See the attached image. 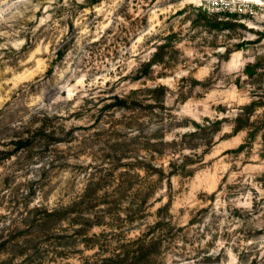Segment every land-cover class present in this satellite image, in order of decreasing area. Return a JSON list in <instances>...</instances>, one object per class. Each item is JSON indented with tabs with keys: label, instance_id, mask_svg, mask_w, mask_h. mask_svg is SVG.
Here are the masks:
<instances>
[{
	"label": "rangeland",
	"instance_id": "374dc122",
	"mask_svg": "<svg viewBox=\"0 0 264 264\" xmlns=\"http://www.w3.org/2000/svg\"><path fill=\"white\" fill-rule=\"evenodd\" d=\"M0 264H264V10L0 0Z\"/></svg>",
	"mask_w": 264,
	"mask_h": 264
},
{
	"label": "built area",
	"instance_id": "2783aa9c",
	"mask_svg": "<svg viewBox=\"0 0 264 264\" xmlns=\"http://www.w3.org/2000/svg\"><path fill=\"white\" fill-rule=\"evenodd\" d=\"M209 13L256 17L264 10V0H193Z\"/></svg>",
	"mask_w": 264,
	"mask_h": 264
},
{
	"label": "trees",
	"instance_id": "16d2710c",
	"mask_svg": "<svg viewBox=\"0 0 264 264\" xmlns=\"http://www.w3.org/2000/svg\"><path fill=\"white\" fill-rule=\"evenodd\" d=\"M228 18H234L236 17L235 15H226Z\"/></svg>",
	"mask_w": 264,
	"mask_h": 264
}]
</instances>
